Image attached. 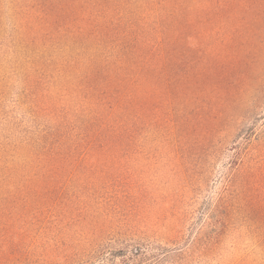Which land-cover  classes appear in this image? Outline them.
<instances>
[{
    "label": "rangeland",
    "instance_id": "obj_1",
    "mask_svg": "<svg viewBox=\"0 0 264 264\" xmlns=\"http://www.w3.org/2000/svg\"><path fill=\"white\" fill-rule=\"evenodd\" d=\"M18 2L0 0V168L51 122ZM250 15L179 57L192 86L152 104L142 148L0 182V264H264V8Z\"/></svg>",
    "mask_w": 264,
    "mask_h": 264
},
{
    "label": "trees",
    "instance_id": "obj_2",
    "mask_svg": "<svg viewBox=\"0 0 264 264\" xmlns=\"http://www.w3.org/2000/svg\"><path fill=\"white\" fill-rule=\"evenodd\" d=\"M21 34L36 49L39 112L48 126L16 149L0 182L64 152L142 148L152 104L192 86L179 57L206 52L222 23L249 22L264 0H21ZM186 74H191L187 72ZM184 97V96H183ZM158 110V109H157ZM65 158V157H63Z\"/></svg>",
    "mask_w": 264,
    "mask_h": 264
}]
</instances>
